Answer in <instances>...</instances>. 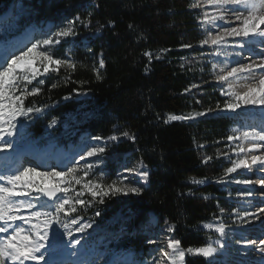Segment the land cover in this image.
<instances>
[{
  "label": "trees",
  "instance_id": "16d2710c",
  "mask_svg": "<svg viewBox=\"0 0 264 264\" xmlns=\"http://www.w3.org/2000/svg\"><path fill=\"white\" fill-rule=\"evenodd\" d=\"M10 1L0 0V13ZM18 1L30 13L25 22L20 20L19 30L46 22L57 29L77 15L82 17L84 9L92 14L91 24L79 29L72 43L70 59L76 69L62 68L59 74L41 77L42 92L25 100L28 106L42 108L40 113L29 114L32 134L42 137L48 132L59 144H67L80 134L106 141L117 132H129L135 139L109 144L104 153L107 166L132 158L142 161L149 171L148 185L139 195L125 199L108 195L103 203L97 202L99 198L93 201L84 196L93 207H78L80 215L94 222L104 220L110 233L120 236L111 242L113 251L143 252L140 229L145 222L153 221L154 228L162 232L175 225L170 239L180 240L182 248L207 245L211 233L201 231L200 226L226 222L231 212L222 205L227 193L221 191L219 181L221 177L225 180L227 165L225 156L218 153H228L227 137L237 123L212 113L223 101L211 83L212 75L200 82L202 74H210L211 66L196 63L207 50L198 43L203 36L198 12L190 7L194 0ZM109 20L113 21L110 26ZM100 25L104 28L97 31ZM184 44L192 47L184 48ZM145 52L153 54L151 61ZM158 54L160 59L155 58ZM100 59L105 67L98 70L101 78L97 79L94 69ZM79 105L85 106L87 116L79 118V126L71 127L70 120L62 115ZM170 114L193 118L164 123ZM59 118L62 121L56 124ZM53 120L55 124L49 127ZM61 123L68 124L71 138L61 132ZM205 157L211 160L204 163ZM106 174L107 179H100L103 183H109L116 172L109 168ZM193 177L203 183H191ZM217 205L229 209V213L221 215ZM184 264L210 261L186 254Z\"/></svg>",
  "mask_w": 264,
  "mask_h": 264
},
{
  "label": "snow or ice",
  "instance_id": "6c2138e0",
  "mask_svg": "<svg viewBox=\"0 0 264 264\" xmlns=\"http://www.w3.org/2000/svg\"><path fill=\"white\" fill-rule=\"evenodd\" d=\"M190 7L213 9L211 12L202 11L198 17L201 30L205 33L198 42L199 46L201 48L208 46L212 49L207 55L219 56L223 49L232 47L247 48L250 57L254 54L251 44L262 46L258 60L252 59L249 63L239 61L233 67H228L227 64L220 67L217 63H212V69L219 67V72L215 73V79L222 85L220 94L229 97L224 102V110L236 112L242 106H259L264 112V0H196ZM91 15L89 13L84 18L77 15L74 20L68 21L66 25L54 32L45 33L44 39L26 49H19V54H9L0 60V141H3L4 137L13 136L17 129L18 117H28L30 113L42 112L40 107L25 104L28 97L38 96L42 92L44 80L40 77L52 73L59 74L62 68L76 69V63L66 54H57L56 45H60L69 37L78 35L77 24L87 28L92 22ZM112 24L113 21L109 20L108 25ZM128 27L132 29L133 25L129 24ZM102 28L104 25H100L97 31ZM236 38H240L239 42H235ZM230 39L233 41L231 44ZM182 47L191 48L192 45L184 44ZM89 51H91L90 48ZM164 51L167 50H161V52ZM144 55L149 58V61L153 58L150 52H145ZM235 55L241 56L242 53L237 51ZM155 58L160 59L161 56L158 54ZM104 67L105 63L103 59H100L99 68ZM94 70L97 71V79H100L99 71ZM56 86V84L52 85V87ZM238 88L243 90H237ZM196 115H204V113ZM192 118L190 115L170 114L164 123ZM53 124L55 120L49 124V127ZM121 135L135 139L134 134L129 132H123ZM92 139L99 141L103 138L95 136ZM108 139L114 141L118 137L113 135ZM227 140L229 142L236 140L240 143L231 149L236 156L235 159L227 152L218 153L229 160V166L224 169V177L231 176L240 169L247 170L253 175L257 172L264 173V143H261L264 142V127L259 131H243L240 135H229ZM13 143L11 140L0 143V152L12 148ZM105 151L106 148L102 145L88 146L86 151L80 153V160H85V163L80 165L79 161H76L67 167L66 171L64 169L37 171L36 166L14 169L6 166L0 170V234H2L0 235V264H41V262L43 264H85L81 259H68V257L78 256L81 252V249L77 248L81 245V238H76L74 233L83 234L92 227V223L81 224V217L75 215L78 212V205L87 207L91 203L82 198L85 192L91 195L93 201L99 198L97 201L99 203H103L104 196L109 193L139 195L141 192L139 187L125 184L120 179L113 180L111 183H103L99 178L85 179L89 177L94 167L87 162L86 158L100 157ZM209 160L211 157H205L203 162L207 163ZM140 165L147 167L142 161ZM125 170L135 172L145 182L148 180L147 171H140L138 168ZM190 182L197 185L203 183L202 180L194 177ZM219 182H225L224 178L221 177ZM228 182L245 186L256 185L260 192L246 188L243 191L238 190L237 195L241 199L258 195L264 200V175H257L255 179L250 176L242 179L233 177ZM76 185L80 186L79 189ZM59 193L63 195H58ZM217 207L221 215L229 213V209L220 205ZM230 214L235 216L233 223L241 228L256 220L264 225V207L257 206L255 211L251 210V205L247 208H232ZM96 215L99 216L100 212L97 211ZM216 219L219 220V217ZM53 224L63 229V236L67 238V243H64L58 232L52 231L50 235ZM174 227L175 225H169L167 231L172 232ZM203 228L219 233L222 239L228 236L223 221L205 223ZM216 243L218 247H213L209 243L205 246L185 249L182 248L180 240L171 238L167 245L170 251H161V257L168 264H184L186 254H191L209 260L210 264H217L214 257L220 249L227 246L222 240H217ZM235 243L242 245L244 249L254 248L256 252L261 253L254 264H264V233L255 238L250 236L238 238Z\"/></svg>",
  "mask_w": 264,
  "mask_h": 264
},
{
  "label": "rangeland",
  "instance_id": "374dc122",
  "mask_svg": "<svg viewBox=\"0 0 264 264\" xmlns=\"http://www.w3.org/2000/svg\"><path fill=\"white\" fill-rule=\"evenodd\" d=\"M27 1L30 2V0H27ZM202 11H206V10L205 9L200 10L198 12V15L201 14ZM207 11L211 12L213 11V9L211 10L207 9ZM82 14L83 16L81 18H84V17H87L89 13L87 12L86 9H84ZM7 16H9V18H7ZM29 17H30V13L28 12V10H26L23 4H21L18 0L10 1L9 7L5 10L3 14L0 15V51L3 48L8 47V45L12 42L11 36L15 37L18 34H20L18 32L20 20L22 19L25 22ZM67 22L64 25H66ZM197 23L199 25V30L201 32V35L204 37L205 33L201 30L199 22ZM27 26L24 30L28 28H32L34 31H36V34L31 42V45L33 43H36L44 39L45 33L54 32L59 27H62V26H59L57 29H55L49 23L38 25V26H35V25H27ZM36 28H38V30H36ZM79 29H85V27L82 24H77L76 32L78 34H79L78 32ZM77 36L78 35H76L75 37H69L65 39L64 41H62L60 45H56V50H58L57 54H66L68 58H70L71 53H73L74 51L72 50L74 49L72 46V43L75 41ZM239 40L240 38H236L235 42H239ZM229 43L231 44L233 43V41L230 39ZM250 47L252 46L250 45ZM261 47L262 46H260V49ZM205 49L207 50V52L205 53V55H200L196 59V63L198 66H204V65L211 66V71H210V74L209 73L202 74V76L200 77V82L205 81L206 79L209 78V75H212L211 83H213L216 86V91L219 92L220 98L223 99V101L219 103L218 107L214 109L212 113L216 115L217 114L224 115L236 121L237 124L235 128L232 130V135H240L243 131H254V130L259 131L262 127H264V112L261 111V108L259 106H242L236 112H230V111L224 110L223 108L224 102L228 100L229 97L222 96L220 94L222 85L219 82H217L215 79V73L219 72V67L215 70L212 69V63H217L220 67H223L225 64H227L228 67L235 66L236 62H239L242 59H244V54L247 53L248 49L247 48L246 49H235L232 47H227L222 50L219 56L207 55V53H210L212 49L209 48L208 46H205ZM237 51L241 52L242 55L236 56L235 52ZM97 70H101V68H99L98 66ZM197 86L200 87V85H197ZM237 90H243V89L238 88ZM86 116H87L86 108L85 106H82V105H79L73 111L62 115L64 119L67 118L68 120H70L69 124H71V127L79 126L80 124H77L79 118H83ZM26 120H27V117H23V116L17 118V122H16L17 129L15 130V132L18 134V136L16 140H13V137H4L3 141H1L0 143H3L8 140L15 141L17 143L18 141H20V137H21L25 139L26 141V142L24 141L25 148L26 147L37 148V150L41 152L52 149L53 143L50 141L51 137L48 134V132L44 134V139L47 140L46 144L42 141L45 144L44 145L40 140L34 139L31 136L30 131H28V122L31 120L29 119L27 121ZM61 121H62L61 118L57 119L56 124L60 123ZM68 129H69L68 124L66 123L60 124L61 132H64L65 136H68L71 138L73 136V133L70 135ZM121 133L122 132H117L115 136H117L118 139L114 141L109 140V139L106 141L104 140L97 141L92 138H88L85 134H80V135H77L75 137L76 139H74L72 143H69L65 147V149L70 150V153L68 155L72 153L79 154L75 158L74 163L76 161H79V164L83 165L85 163V160H80V153L86 151L88 146H92V145L101 146L102 145V146H105V148L107 149L109 147V144H116L118 141L127 138L121 135ZM228 143L229 145L226 148V150L228 151L229 156L235 159L236 156L231 151V149L235 148V146L239 144L240 141L234 140L231 142L228 141ZM13 150L14 149L8 148L6 151H3V153L11 154L13 153ZM52 152L56 156L58 154L64 153V151H62L61 149L52 151ZM86 159H87V162L93 164L94 167L91 173L89 174V177H85V179H88V178H91V179L106 178L107 179L108 177L106 176L107 170L111 168L113 169L114 172H116V174L113 179L109 180V183H111L113 180L120 179L125 184H131L134 187H139L141 190L147 186V182L143 181L142 178L139 175H137L135 172H128L125 170V169L138 168L140 171L148 172L147 168L141 167L140 162H137L132 158H127L124 161L116 162L110 167L107 166V162L104 159V153L100 157H90ZM224 161L226 165L229 166V160L227 157L224 158ZM246 172L247 170L240 169L238 170L237 173H233L231 174V176L226 177L224 180L225 182L220 183L219 186L221 187V191H226L227 193L226 202L222 204V205H225L226 208H230V209L242 208V207L247 208L251 205V210L255 211L257 206L261 207L262 204L259 205L260 204L259 201L255 199L257 196L241 199L237 195L238 190L243 191L246 188L250 189L252 187L251 185L249 186L237 185L235 183L228 182L233 177L235 179L244 178L246 176ZM79 187H80L79 185H76L77 189H79ZM33 195H35V193ZM60 195H63V193H60ZM109 195H111V193H109ZM135 195L137 194L129 193L127 195L116 194V195H111V196L120 198V199H125L127 197L135 196ZM84 196L91 197V195L88 194L87 192H85ZM217 204L219 203L217 202ZM78 207L81 208L82 206L78 205L77 209ZM89 207L91 209L93 207V203H90ZM75 215H79L81 217L80 219L81 224L92 223V227L88 228L85 233L83 234L74 233V236L76 238H81V245H78V246L83 247L84 250H86L85 251V254H86L85 260L87 262L86 264H123L122 260L124 261L125 257H129V259L130 257H134L135 260L132 262V264H157V262H159V264H168V262L161 257V251H170L167 248V245L170 239L171 232H168V231L162 232L161 230L154 228L155 226L154 221L152 223L145 222L140 229V236L144 241L143 252L131 249V250H127L124 252H118L116 255V253L113 252L111 249L112 248L111 242H114L115 240H119L120 236L118 235L116 236L112 232L110 233L111 230L105 227L107 226V223L104 222V220H100V221L97 220V222L96 221L94 222L91 219L85 218L84 216L80 215L79 212H77ZM225 219H227V221L223 223L226 225L225 231L228 233V236L226 238L222 239L219 233H216L215 231L210 230V229H205L203 228V225L200 226L199 228L201 231L211 233L209 236L210 241L207 244L211 243L213 247H218L216 241L222 240V242L225 243L227 246L224 249H220L219 253L214 257V260L219 264H254V262L256 261L255 257L257 256V254L254 256V254L258 252H256L255 249H254V252L253 251L249 252L250 250L246 252L242 250L241 249L242 246L236 244L235 241L238 238L243 239V237L248 236V233H244V234L241 233L242 228H245L247 226L248 227L250 226L251 228V226L255 225L258 220L250 224H245L241 228L237 224L233 223V220L235 219L234 215L230 214V216ZM258 227L260 228L252 231L250 235L254 234L255 236H259L261 233H264V225H262L261 222L257 225V228ZM250 228L249 230L256 229V228H252V229ZM52 231L60 233V236L63 238L64 243H67V238L63 236V229L59 225L53 224L50 229V235ZM190 256L199 257V256L191 255V254ZM252 256L254 257L252 258ZM245 258L248 259V261H245Z\"/></svg>",
  "mask_w": 264,
  "mask_h": 264
},
{
  "label": "bare ground",
  "instance_id": "6f19581e",
  "mask_svg": "<svg viewBox=\"0 0 264 264\" xmlns=\"http://www.w3.org/2000/svg\"><path fill=\"white\" fill-rule=\"evenodd\" d=\"M207 9H209V10H211L212 8H205V10L207 11ZM202 10V9H201ZM225 26H227V25H225ZM30 28H28L24 33H22L20 36H19V38H22V39H26V40H29V37H30V34H29V30ZM255 46H257V45H255L254 44V46L253 47H255ZM4 49V50H3ZM0 52H1V54H0V57H1V55L2 56H4L5 54L7 55H9V52L12 50V47L11 48H8V47H5V48H3ZM255 50H257V49H254V51ZM2 51H3V53H2ZM260 52H261V50H260ZM259 52V53H260ZM19 54V53H18ZM256 53L254 52V54H252L250 57H249V52L247 51V53L246 54H244V59H242L241 61L242 62H244V63H249L252 59H259V55H255ZM261 143H264V142H261ZM73 154H75V153H72V155ZM59 158H61L62 159V161L67 165L68 164V162L70 161V159H71V155H69V157H68V155H65V156H63V157H61V155H57ZM53 168H51V170H52ZM262 174H264V173H262ZM256 199V198H255ZM257 201H258V199H256ZM262 200V199H261ZM262 201H264V200H262ZM263 203V207H264V202H262ZM260 223V221L258 220L257 222H256V224L255 225H253V226H251V228H250V226L249 227H245V228H243V229H246V228H250V229H252V228H256L257 229V225ZM249 230V229H248ZM247 230V231H248ZM77 248H80L81 249V252L79 253V255L78 256H73V257H71V259L72 260H75V259H80L82 256V254L84 253V250L81 248V247H79V246H77ZM250 250V251H249ZM246 252L247 251H249V252H251V251H253L254 252V248H250V249H248V250H245ZM257 254V256L255 257V260H257V258H259L260 256H261V253H255L254 254V256ZM258 255H260V256H258ZM254 256H252V258L254 257ZM57 258H59V257H57ZM130 259H129V257H125L124 258V261L122 260V262H123V264H124V262H125V264H130ZM245 261H248V259H246L245 258Z\"/></svg>",
  "mask_w": 264,
  "mask_h": 264
},
{
  "label": "built area",
  "instance_id": "2783aa9c",
  "mask_svg": "<svg viewBox=\"0 0 264 264\" xmlns=\"http://www.w3.org/2000/svg\"><path fill=\"white\" fill-rule=\"evenodd\" d=\"M73 50V49H72Z\"/></svg>",
  "mask_w": 264,
  "mask_h": 264
}]
</instances>
